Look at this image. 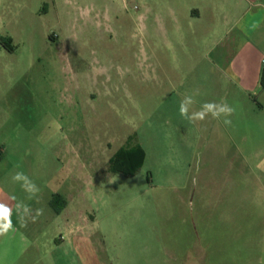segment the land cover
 Returning <instances> with one entry per match:
<instances>
[{
  "label": "rangeland",
  "instance_id": "obj_1",
  "mask_svg": "<svg viewBox=\"0 0 264 264\" xmlns=\"http://www.w3.org/2000/svg\"><path fill=\"white\" fill-rule=\"evenodd\" d=\"M173 1L207 0H0V188L43 209L27 222L36 234L12 218L0 264H215L219 240V264H264V214L247 198L231 214L230 193L214 195V151L203 164L197 124L216 119L174 118L186 94L168 77L191 45L168 39L154 14ZM138 147V170L114 173L119 151ZM57 193L68 197L58 213Z\"/></svg>",
  "mask_w": 264,
  "mask_h": 264
},
{
  "label": "crops",
  "instance_id": "obj_2",
  "mask_svg": "<svg viewBox=\"0 0 264 264\" xmlns=\"http://www.w3.org/2000/svg\"><path fill=\"white\" fill-rule=\"evenodd\" d=\"M154 14L163 22L168 39L191 45L184 46V64L175 67L177 72L168 81L183 88L184 94L198 93L194 104L198 109L205 102L221 100L235 109L230 117L231 126L223 124V117L216 119L214 128L202 129L197 124L204 166L211 164L207 153L214 151L215 174L210 177L216 184L214 195L224 199L230 193L231 214L236 211L233 205L239 198L254 201L252 209L264 214V0H207L188 4L173 1L167 5L165 14L162 11ZM170 51L171 56L177 54L174 48ZM154 55L162 69L158 53ZM167 67L171 71L168 62ZM173 115L183 118L175 112ZM9 151L7 145L0 149L4 163ZM11 196L0 188V202L13 206L14 219ZM78 225L67 221L65 228L80 240L84 234L78 233L83 230ZM27 228L34 233L39 230L36 223ZM10 236L8 233L0 240L1 248L12 245ZM33 244L39 251V241L35 239ZM220 246L221 240L215 245V264L221 263ZM25 254L26 250L22 256Z\"/></svg>",
  "mask_w": 264,
  "mask_h": 264
},
{
  "label": "clouds",
  "instance_id": "obj_3",
  "mask_svg": "<svg viewBox=\"0 0 264 264\" xmlns=\"http://www.w3.org/2000/svg\"><path fill=\"white\" fill-rule=\"evenodd\" d=\"M255 26L258 27V25ZM196 94L198 93L186 94L182 98L179 105V114L181 117L193 123L203 121L208 116L217 120L223 117V124L225 126H231L232 121L230 117L233 115L235 109L229 105L226 100H221L220 102H205L200 106L198 111H191L193 105L196 103ZM12 181L20 184L22 190L27 193V198L29 200L35 198L40 192L36 183L22 171L15 172L12 175ZM10 199L14 202L15 213L22 227L27 226L29 219L35 222L36 219L43 214V209L33 210L22 200H18L15 195H12ZM12 215L13 206L0 202V237H4L14 230Z\"/></svg>",
  "mask_w": 264,
  "mask_h": 264
},
{
  "label": "trees",
  "instance_id": "obj_4",
  "mask_svg": "<svg viewBox=\"0 0 264 264\" xmlns=\"http://www.w3.org/2000/svg\"><path fill=\"white\" fill-rule=\"evenodd\" d=\"M7 48L11 50L10 43ZM145 160V152L142 148H133L131 150L121 149L119 153L112 160V171L116 174L133 175ZM58 201L64 203L61 195L54 196L51 203L53 210L58 213L60 208L58 207Z\"/></svg>",
  "mask_w": 264,
  "mask_h": 264
}]
</instances>
